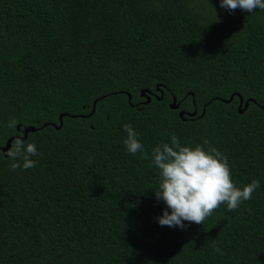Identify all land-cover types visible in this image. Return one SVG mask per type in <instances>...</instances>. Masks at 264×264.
I'll use <instances>...</instances> for the list:
<instances>
[{"label": "trees", "instance_id": "trees-1", "mask_svg": "<svg viewBox=\"0 0 264 264\" xmlns=\"http://www.w3.org/2000/svg\"><path fill=\"white\" fill-rule=\"evenodd\" d=\"M173 134L218 149L237 186L258 180L251 199L161 226L152 149ZM17 138L35 167L11 170ZM0 264H264V10L0 0Z\"/></svg>", "mask_w": 264, "mask_h": 264}, {"label": "clouds", "instance_id": "clouds-1", "mask_svg": "<svg viewBox=\"0 0 264 264\" xmlns=\"http://www.w3.org/2000/svg\"><path fill=\"white\" fill-rule=\"evenodd\" d=\"M220 6L229 11L239 8L250 13L257 8L264 10V0H220ZM16 123L15 119L10 120L8 127L15 128ZM123 128L127 133L123 140L127 152L132 155L144 153L147 159L144 146L138 139L139 134L130 124H124ZM37 155L34 143H25L19 138L13 141L7 152L13 161L10 165L13 171L21 167L25 170L35 167L36 161L31 157ZM151 158L159 175L155 196L167 206L157 217L161 226L183 229L185 221L204 225L222 204L228 211H233L243 201L251 199L252 193L260 186L256 179L237 186L227 157L218 149L182 144L175 134L171 136L170 143L156 145ZM87 162L91 164L92 161L89 159ZM216 251L220 249L217 247Z\"/></svg>", "mask_w": 264, "mask_h": 264}, {"label": "water", "instance_id": "water-1", "mask_svg": "<svg viewBox=\"0 0 264 264\" xmlns=\"http://www.w3.org/2000/svg\"><path fill=\"white\" fill-rule=\"evenodd\" d=\"M145 92H146V90H142V91H141L142 94H144ZM161 96H162V91H161ZM129 99H130V95H129ZM230 99H232V96L229 98V100H230ZM147 100H149V97H147ZM242 101H243V99L240 98V102H239V106H238V110H239V112H242L243 109H245V107L247 106V103H248V100H246L245 103H244V106L242 107ZM94 103H95V102H94ZM94 103H93V104H94ZM170 106H171L172 108H176V107H178V103L176 102V98H175V97H173V101L170 103ZM204 107H205V106H204ZM93 110H94V105H93V109H92V111H93ZM195 112H196V111L192 112L191 114H195ZM203 112H204V109H203ZM63 115H64V113H63V114H60V116H59V120H60L59 125L54 124V126H55L56 128L60 127V125H61V123H62V116H63ZM179 115L182 116V115H183V111H180V112H179ZM32 130H34V127L29 126V127H27V128L24 130V134L26 135V133H27L28 131H32ZM10 141H11V140H9V141L7 142V144H6L5 147H2V150H7V149H9V147H10Z\"/></svg>", "mask_w": 264, "mask_h": 264}]
</instances>
